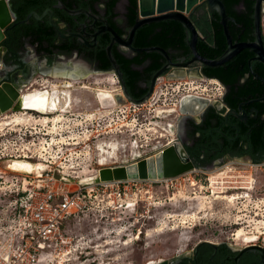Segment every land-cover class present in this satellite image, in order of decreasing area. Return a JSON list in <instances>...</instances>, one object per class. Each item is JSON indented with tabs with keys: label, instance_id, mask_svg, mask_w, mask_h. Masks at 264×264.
<instances>
[{
	"label": "rangeland",
	"instance_id": "374dc122",
	"mask_svg": "<svg viewBox=\"0 0 264 264\" xmlns=\"http://www.w3.org/2000/svg\"><path fill=\"white\" fill-rule=\"evenodd\" d=\"M65 77L66 74H55L53 70L39 71L18 88L26 89L33 82H36L33 87H39L40 83L61 84L68 80ZM70 89L78 101L69 105L59 121L0 125V246L8 243L9 234L15 230L19 197L36 184L32 176L35 172H21L11 163L21 159L22 153L34 152V157L28 159L31 162L51 160L56 167L55 175L69 178L72 187L85 178L90 179L83 182L91 184L99 168L147 157L174 140L177 121L183 115L179 101L184 95L193 93L200 102L208 104L216 103L225 92L218 80L214 83L197 71L185 70L157 78L152 94L140 103L127 100L112 71H84ZM99 89L114 97L121 94L125 102H117L115 98L112 105L104 107L96 98ZM190 105L193 102L186 103L183 109L191 108ZM168 110L173 111L167 113ZM13 112L16 111L4 114ZM4 114H0V121ZM112 140L118 148L115 158L101 166L98 145ZM9 153L15 154V159ZM263 164L264 161L255 163L246 158L229 159L174 178L126 183L125 189L120 187L119 196L116 193L108 196L110 187H95L96 197H91L88 209L62 224L60 235L64 243L36 264H148L191 254L202 241L226 243L235 249L251 245L242 241L243 237L236 238L239 229L247 235L257 234L253 244L264 247ZM211 170L240 175L241 183L253 187L250 196L234 205L221 198L215 200L209 189ZM190 179L195 180L194 186L190 185ZM111 188L115 190L114 186ZM172 196L177 197L172 201ZM129 202L134 205L128 206ZM160 228L163 232L156 231Z\"/></svg>",
	"mask_w": 264,
	"mask_h": 264
},
{
	"label": "flooded vegetation",
	"instance_id": "af4514ba",
	"mask_svg": "<svg viewBox=\"0 0 264 264\" xmlns=\"http://www.w3.org/2000/svg\"><path fill=\"white\" fill-rule=\"evenodd\" d=\"M10 3L11 9L15 13V19L5 31V37L0 43V75L8 79L11 78L17 86L28 81L39 71H51L55 67L63 65L64 68L78 65L90 69H103L106 65L99 55L105 52L107 56V47L111 43L112 33L108 29L102 28L104 26L111 27L121 41H126L132 27L130 25L132 15L128 8L129 0H10ZM23 11L26 12L20 15V12ZM136 13L135 20L138 17L137 9ZM209 13L211 12L203 4L198 6L190 17L195 24L193 16L206 19L208 23L210 22ZM28 14H30L29 17H27ZM163 20L169 24L170 18L149 23L162 22ZM196 26L199 29L200 26L197 24ZM200 31L204 37L202 30ZM133 40L134 37L131 46L115 41L111 45L112 55L113 52H118L126 58L134 56L138 52L132 48L135 47ZM171 53L172 56L169 55V59L172 62L185 61L190 57V54L179 55L178 50H171ZM166 62L165 59L162 66ZM155 66V62L148 58L138 67ZM108 67L112 68L110 61ZM182 70L187 73L197 71L202 74L201 68L195 67L193 69L170 67L168 72L174 74ZM243 80L244 78L241 79V81ZM139 86L142 88L148 86L149 88L146 81L139 82ZM227 90L225 88V92ZM225 92L216 103H206L200 113L193 112L192 108L182 109L186 118L181 145L193 162L202 168L211 164L224 163L229 159L246 158L252 161L251 156L247 154L239 156L234 151H223L218 155L212 148L215 147V143L220 148H223L224 144L223 140L214 133H212V138L204 140L209 143L208 147L204 146L210 151L207 153L204 151L207 149L200 147L198 148L199 152H196V144L202 140V125L204 126L203 122L207 117L216 125L213 128L215 132H221L222 135H227L229 132H234L237 135L239 122H247L250 118L257 117L258 110L251 105L257 101L243 100L238 102L235 108L225 107ZM210 108L214 109L217 116L223 117L220 122L217 118L209 115ZM192 114H196V116H192ZM234 138L230 137L229 140L232 141ZM238 146L243 148L247 146L244 139L239 141ZM204 243L207 245H203ZM223 244L225 247L222 246ZM249 246L253 247L239 254L245 247L235 249L226 243L214 244L202 241L193 248L191 254L177 255L169 261L171 264H264L256 249V246L260 245L251 244Z\"/></svg>",
	"mask_w": 264,
	"mask_h": 264
},
{
	"label": "trees",
	"instance_id": "16d2710c",
	"mask_svg": "<svg viewBox=\"0 0 264 264\" xmlns=\"http://www.w3.org/2000/svg\"><path fill=\"white\" fill-rule=\"evenodd\" d=\"M225 6L226 14L233 18L227 21L228 31L233 42L251 41L254 39V3L255 0H221ZM129 10L132 17L130 25L134 24L137 15V0H129ZM26 11L20 12L23 15ZM210 22L193 16L196 24L202 30L204 37L199 38L196 43L198 52L207 58H216L220 56L227 47L226 37L223 27L220 23V16L216 11H211ZM165 20L162 22L146 23L135 31L133 46L149 47L159 46L164 48L170 56L171 50H178L179 55H189L190 48L186 41L185 27L177 20L170 19L169 24ZM113 55L119 65L124 85L133 98H141L148 90L139 86V82L146 81L150 84L152 75L162 67L165 58L156 51L136 53L131 58H126L118 52ZM254 53L249 48H244L228 61L219 66H202L201 72L204 77L217 79L228 90L225 92V107H237L238 102L264 96V82L249 71L248 60L253 57ZM100 59L105 62V67L101 71H110L108 67L109 59L105 52L99 55ZM151 58L155 62V67L140 68L138 67L145 59ZM253 71L264 79V64L259 61L252 62ZM241 81V79H243ZM257 110L256 118H250L247 122H239L238 134L227 132L222 135L221 132H215L213 129L216 125L207 119L203 122L201 139L196 144V152L200 147L207 149L208 144L205 139L212 138L213 134L223 140V148L217 143L212 148L218 155L223 151H234L235 154L249 155L255 163L264 161V99L251 103ZM209 115L217 118L218 122L223 117L217 116L214 109L210 108ZM235 120V119H234ZM212 132H211V131ZM230 137H235L232 141ZM244 139L245 148L238 146L239 141ZM207 147H205V146ZM209 152L210 150H204ZM203 245H207L204 243ZM222 246L225 247V244Z\"/></svg>",
	"mask_w": 264,
	"mask_h": 264
},
{
	"label": "water",
	"instance_id": "95a60500",
	"mask_svg": "<svg viewBox=\"0 0 264 264\" xmlns=\"http://www.w3.org/2000/svg\"><path fill=\"white\" fill-rule=\"evenodd\" d=\"M203 4L206 5L208 11H216L219 14L220 23L223 27V32L226 37L227 47L225 51L216 58H207L201 55L196 48L198 39L203 38V36L190 16L198 6ZM137 11L138 17L131 27L129 38L126 41H121L118 34L111 27L104 26L102 28L108 29L112 33L111 43L107 47V56L112 65L110 71H112L118 78L123 94L127 100L135 103H140L146 100L152 94L157 78L165 74H169L168 70L170 67H184L190 69L195 67L199 69L202 66H219L231 59L244 48H249L254 53L253 57L248 60L250 73H252L254 77L264 82V79L256 74L252 69L253 61H259L264 64V0H255L254 3V39L251 41H232L231 35L228 31L227 21L230 19L233 20V18L226 14L225 6L221 0H137ZM29 16L30 14H28L27 17ZM167 18L177 20L185 27L186 41L190 48V57L185 61L172 62L169 59L168 52L162 47H132L134 51L138 53L143 51L159 52L167 60L166 64L152 75L146 94L141 98H133L124 85L119 65L111 53V45L115 41H120L127 46H131L135 31L140 26L151 21H158ZM14 19L15 13L11 9L10 0H0V43L5 37V31ZM87 70L97 69H90L86 67L83 72ZM18 96L19 88L17 84H15V81H13L11 78L8 79L0 75V114L8 110H21L22 106L19 104ZM116 99L117 102H125V99L121 94H118ZM262 99H264V96L249 100L247 102L258 101ZM200 104L202 108L197 111V113L202 111L206 102L201 101ZM185 118L186 115L181 116L180 120L176 124V138L174 139L173 143L166 145L161 150L152 155L137 159L127 164L101 167L98 170V175L94 176L93 181L115 182L126 180L167 179L177 177L197 168H202L199 166V164L193 162L192 158L187 154L186 150L181 145L184 133L183 129ZM211 166H213V164L203 166V168L208 169ZM252 247L253 246H247L243 248L239 254L242 251ZM256 249L261 260L264 261V247L256 246ZM155 264H171V262L168 259H161Z\"/></svg>",
	"mask_w": 264,
	"mask_h": 264
},
{
	"label": "built area",
	"instance_id": "2783aa9c",
	"mask_svg": "<svg viewBox=\"0 0 264 264\" xmlns=\"http://www.w3.org/2000/svg\"><path fill=\"white\" fill-rule=\"evenodd\" d=\"M3 155L2 151L1 156ZM7 155L15 159V154ZM33 155H35L34 152L31 151L28 154L27 151L22 153L21 159L28 160L34 157ZM43 163L45 168L39 173L32 174L36 184L19 197V208H16V227L14 232L9 234L8 243L0 246V264L38 263L42 257L51 255L58 244L64 243L60 235L62 224L74 214L88 209L91 197H96L95 187H110L108 196L115 193L119 196L120 187L125 189L126 183L136 181L92 184L78 181L72 187L69 178L55 175L56 167L51 160H44ZM113 186L115 190L112 191ZM125 193L124 191L123 194Z\"/></svg>",
	"mask_w": 264,
	"mask_h": 264
},
{
	"label": "bare ground",
	"instance_id": "6f19581e",
	"mask_svg": "<svg viewBox=\"0 0 264 264\" xmlns=\"http://www.w3.org/2000/svg\"><path fill=\"white\" fill-rule=\"evenodd\" d=\"M65 69L66 68H64V65L62 67H55L53 69L55 74H58V73L66 74L65 78H68V80L62 82L61 84L53 83L51 85H47L45 83H40L39 87H33L34 83H36V82H33L32 84L28 85L26 89H20L18 100H19L20 106H22V109L16 112H13L11 115H8V114L5 115L3 113L4 116L1 117L0 125L9 126V125L27 124L31 120H38L45 124L48 122L59 121L64 116L63 112H65L67 108H69V105H71L74 101H78L77 99L78 97H74L72 95L70 91L71 90L70 87H72L74 83H76V80L81 76V74H83V70H85L86 68L75 65L74 67H71L68 71H66L67 69L66 70ZM210 80L214 83L217 82V80L214 78ZM82 87L85 89H89L87 85H83ZM96 98L99 104L104 107L108 105H112L116 101L115 100L116 97H114L113 94L103 89L98 90ZM197 98L198 97L195 94L188 93L187 95H184L180 99L179 106L183 109L186 103L193 102L194 107L190 105L191 108L193 109L192 111L193 112L199 111L202 108V106L200 104V100H198ZM28 110L35 111L39 115L35 117L31 113V111H28ZM172 111L173 110H168L167 113H171ZM168 126L170 127L171 131H173V125L170 124ZM173 142L174 140L169 142V144ZM97 149L99 151V156H100L99 165L101 166L105 165L109 159H114L116 155V151L118 150L117 143L114 140L110 142H104V143L100 142ZM134 156H136L137 158L138 156L140 157L139 154H134ZM11 163L12 165H14L13 166L14 168H18L21 172H26V173H31V172L39 173L41 172V170L45 168V164L40 161L31 162L30 160H26V159H19V160H13L11 161ZM228 173L227 171L222 172V173L221 172L216 173L215 171H212V170L209 171L208 173V175L210 176L209 178L210 188L209 189L212 191V196L215 200L221 198V199L228 201L229 204L234 205L236 201H238L239 199L249 197L250 196L249 190L252 189L253 187L251 186L250 183H246L243 181H242L243 183H241L240 175H233V174L229 175ZM96 175H98V171ZM93 178H91L92 181H93ZM88 179L90 178H85L83 181H87ZM248 179L251 180V176H249ZM158 180H164V179H158ZM195 184H196L195 180L190 179V185L194 186ZM200 188L203 189L202 186ZM229 189L231 190L244 189V191L243 192H240V191L228 192L227 190ZM175 197L172 196L171 200L172 201L175 200ZM132 205H134V203L129 202L128 206H132ZM194 215L196 214L194 213L193 216ZM183 223H186V222L183 221ZM171 229L174 230L175 227H172ZM156 231L163 232V228L157 229ZM235 236L236 238L243 237L242 241H244L246 244H253V242L257 241V238H258L257 234L253 233V234L247 235V234H244L243 231L240 229L237 230ZM158 261H152V262H149L148 264H155ZM99 264H106V263H99Z\"/></svg>",
	"mask_w": 264,
	"mask_h": 264
},
{
	"label": "snow or ice",
	"instance_id": "6c2138e0",
	"mask_svg": "<svg viewBox=\"0 0 264 264\" xmlns=\"http://www.w3.org/2000/svg\"><path fill=\"white\" fill-rule=\"evenodd\" d=\"M14 166V165H13Z\"/></svg>",
	"mask_w": 264,
	"mask_h": 264
}]
</instances>
